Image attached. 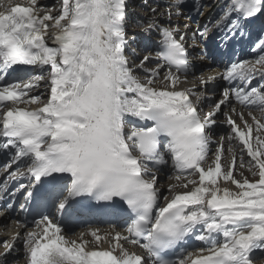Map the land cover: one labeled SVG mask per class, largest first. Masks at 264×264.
I'll list each match as a JSON object with an SVG mask.
<instances>
[{"label": "snow or ice", "instance_id": "obj_1", "mask_svg": "<svg viewBox=\"0 0 264 264\" xmlns=\"http://www.w3.org/2000/svg\"><path fill=\"white\" fill-rule=\"evenodd\" d=\"M186 2L171 0L159 14L167 16L164 23L156 17L157 8L151 9L144 31L157 33L158 49L130 66L129 0H60L58 8L39 0H0V152L9 156L3 165L6 180L28 179L15 191L4 182L0 199L20 193V208L32 205L40 217L23 237L17 232L12 242H3L0 264L18 251L15 242L21 239L27 264L264 260V122L249 111V124L233 104L264 114V0H228L214 20L196 29L186 23L181 29L173 15L192 19L193 13L203 16L208 6L193 0L186 12ZM254 22L260 25L255 39ZM213 29L228 62L223 72L201 77L200 84L223 79L229 86L201 116V97L194 103L193 89L179 86L192 68L189 39L206 42ZM234 41L250 42L254 58L233 60ZM153 59L156 66L149 68ZM42 82L46 99L44 93L34 94ZM225 107L230 113L223 112ZM221 113L230 127L231 162L223 165V138L210 152ZM233 140L240 149L239 168H246L254 180L237 169ZM169 161L174 179L185 182L169 185L170 196L161 205L158 178L149 164L160 171ZM221 182H231L235 190ZM177 187L186 190L174 191ZM94 212L123 217L124 232L113 228L101 235L100 229H88L68 239L57 214L68 218ZM190 241L202 246L187 251ZM178 249L183 250L179 255Z\"/></svg>", "mask_w": 264, "mask_h": 264}, {"label": "bare ground", "instance_id": "obj_2", "mask_svg": "<svg viewBox=\"0 0 264 264\" xmlns=\"http://www.w3.org/2000/svg\"><path fill=\"white\" fill-rule=\"evenodd\" d=\"M152 1H154V0H152ZM155 1H157L156 3H157L158 6H155V4H154L151 7L146 8V9L144 8L145 0H130V2H129V16H128V20H127V31H128V36H129L128 39H132L133 36H135V39H136V37L137 38L139 37L140 39L141 38H145L147 40V48H146L147 54H149V52H151V53L153 52V50H154L153 45H154V43L156 41L159 40V36L157 35L156 32H152L150 34H146L145 31H144V27H146L148 19L153 16V13L151 12V9L152 8H157L156 17L161 23H164L165 20L167 19V16L165 15V16L162 17L159 14L161 12H165L168 9L169 4L171 3V0H155ZM147 2H148V0H147ZM39 3L41 5L53 7V4H56V3L59 4L60 0H39ZM207 3L211 4L212 6L216 5L215 0H207ZM138 7H140V8H138ZM204 11L208 12V9H205ZM172 19H173L174 23L179 24L181 29H183V25L186 24V23L190 25V23H188V21H186L185 18H183V17H180L177 20L175 15H173ZM138 22L140 24H143L144 26H138L137 27L136 25L138 24ZM187 46L189 48V51H190L192 57L195 58V59L192 60L191 64L195 65L196 68L200 70L202 68V66L206 63V61L201 56H198L196 54V49L193 47V43H190L188 41ZM128 48H130V46ZM131 53H133V51H131ZM128 54H130V53H128ZM147 54H145V55H147ZM138 63L139 62H137V63L132 62L130 66H135ZM155 66H156V63L153 60H152L151 63L148 64L149 68H154ZM216 72H220V71L218 69L203 70L198 75H193V77H191V76L188 77L187 82L181 83L179 87L181 89H185V88L193 89V91H194L193 101L195 103L196 102V96H200L201 99H200V105L199 106L201 107L205 103H207L208 101L211 102L214 99V97H215L214 94L210 93V92H207L206 89L208 87H210V86H215L216 82L220 81V79H218V80H216L214 82H210L206 86H203V85L200 84V78L201 77L207 78L208 76L215 75ZM181 80H184V77H181ZM40 93H44L45 94L44 97H43L44 99L47 98V89H46V87H45L43 82L41 83V87L34 94H40ZM214 102L215 101H213V103ZM213 103L211 104V106H207L206 112L211 110V107H212ZM31 107H36V105H32ZM235 108H236V112L237 113H241L242 112L244 114V119L247 120L249 124L253 123L251 116L248 115V113H249L248 110L242 109V108H240L238 106H235ZM251 112H252L253 116L257 117L262 122H264V114H262L259 110L251 111ZM229 113H230V109H229ZM233 119L236 120L237 124H242V122H241V120H240L238 115L233 114ZM219 120H217V117H216L217 123L214 126V128L212 130V133H211L212 141H213V143H212V145L210 147V152L211 153H214L215 150H216V147L221 143L220 139L218 140L216 138L217 135H224L223 131L227 130V128H226L227 124L226 123L223 124ZM254 135H255V133H254ZM262 135H264V133H262ZM217 141H218V143H217ZM223 145H224V152H223L222 160H221L222 165L225 164V163H230L231 162V154L228 151V148H229V145H230V141L228 139V136L223 139ZM231 146L233 148V151H235L236 154H237V161H236L237 169H239V171H242L244 173V175L249 178L250 181L254 180V179H252V175L246 170V168L245 169H240L239 168V163H240L239 151H240V149L238 147V141H235V140L231 141ZM249 159L250 158H248L245 155L244 160H245L246 164H247V161ZM208 163H212V156L211 155L209 157ZM167 171H169L167 173V175H169L168 176L169 178L167 179V182L165 184H163L161 182L164 174L160 173V172L156 174V176L158 178L157 187L160 189V192H162V190H163L164 196H170V193H169V190H168L169 189V185H176L178 183L182 184V183L185 182L183 180L178 182V181H176L174 179V176H175L176 173H175L173 168L168 166L167 167ZM4 175H6V173H4V171L2 170L0 172V178H2ZM234 175H236V177L238 179L240 178L239 175H238V172L234 171ZM221 184H222V186H227V187L235 190V186L232 185L231 182H228L226 185H224L223 182H221ZM189 188H191V186H189ZM185 190L186 189H183V188H180V187H177V188L174 189V191H185ZM164 203H165V201H164V199L162 197L161 205H163ZM21 225L22 224H16L15 222L10 221L8 219V217H5V216L0 218V254L4 253V251H5V248L1 247V245L2 246L4 245V243H3L4 241L12 242V238L15 235V233L19 232L21 234V232L23 230L25 232H27V231L33 230V228H34L33 227V228H29V229H22ZM92 229H100V234L101 235H104L105 233H108V232L111 231V229H107V228H104V227H102V228L96 227V228H92ZM80 233L81 232L78 231L77 233H75L73 235L66 234V236H67L68 239H77L79 237ZM21 237H23V236L21 235ZM84 238L89 240V241H91L93 239L90 235H85ZM21 242H22V239L21 240H17L15 242V247L19 246L21 244ZM102 246L104 248H107L109 245H108L107 242H105V243L102 244ZM125 247L128 248L130 251H134L135 252V248H134L135 246H132L130 244H126L125 243ZM21 254H22V256L25 255V250L24 249H23L22 252L13 251L10 255L7 256L6 264H27L25 256H24L23 260H20L18 262H13V261H15L16 258H20Z\"/></svg>", "mask_w": 264, "mask_h": 264}, {"label": "rangeland", "instance_id": "obj_3", "mask_svg": "<svg viewBox=\"0 0 264 264\" xmlns=\"http://www.w3.org/2000/svg\"><path fill=\"white\" fill-rule=\"evenodd\" d=\"M55 5V6H54ZM53 7H59V4L58 3H56V4H53ZM215 101H217V99L215 100ZM215 103V102H214ZM213 103V104H214ZM229 112V111H228ZM222 114V113H221ZM221 114H219L218 116H217V120H219V121H221L223 124H225V116H224V118H221ZM224 133V135H217V137H219V136H221V138H223V136H224V138H226L227 136H229V133H230V128L229 129H227V130H225V131H223ZM229 132V133H228ZM216 137V138H217ZM220 137L219 138H217L218 140L219 139H221ZM217 143H218V141H217ZM169 176V175H168ZM169 177H167V178H164V175H163V178H162V183L163 184H165L166 182H167V179H168ZM252 179H255L253 176H252ZM171 180V179H170ZM161 194L163 195V197H164V193H163V190H162V192H161ZM24 232L25 231H22L21 232V235L23 236V234H24ZM1 247L2 248H4V245L2 246L1 245ZM16 248L18 249V251H20V252H22L23 251V249H24V246H23V243L21 242V244L19 245V246H16ZM24 256L25 255H23L22 256V254L20 255V258H16L15 259V261H13V262H18V261H20V260H23V258H24ZM257 264H264V260H259V261H257Z\"/></svg>", "mask_w": 264, "mask_h": 264}]
</instances>
